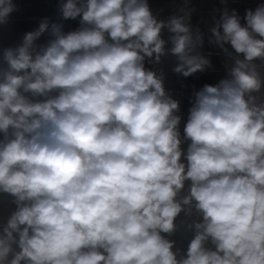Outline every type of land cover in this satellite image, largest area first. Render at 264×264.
<instances>
[{"label":"clouds","instance_id":"9594fccd","mask_svg":"<svg viewBox=\"0 0 264 264\" xmlns=\"http://www.w3.org/2000/svg\"><path fill=\"white\" fill-rule=\"evenodd\" d=\"M230 2L186 118L157 65L212 69L192 0H58L0 46V264H264V0Z\"/></svg>","mask_w":264,"mask_h":264},{"label":"crops","instance_id":"0c3cea01","mask_svg":"<svg viewBox=\"0 0 264 264\" xmlns=\"http://www.w3.org/2000/svg\"><path fill=\"white\" fill-rule=\"evenodd\" d=\"M20 7V11L14 13L10 24L0 29V46H11L19 43L23 33L33 30L44 17L55 18L58 11V0H16ZM149 3L155 13L161 18H167L173 14L180 6L182 0H149ZM257 0H235L230 2L229 7L237 8L243 15L245 8H254ZM192 6L195 8L192 23L200 24L201 29L205 33V44L203 51L211 53L212 69L206 70L204 73H198L192 77L183 78L172 72L174 59L167 57L163 59V63L157 65L162 68L166 75V86L172 90L175 98L182 102V110L187 114L188 97L191 95L193 88H200L205 83L214 84L221 78V72L218 63L213 59L214 54H218L219 50L208 43L210 33L208 29L213 24V16L218 18L219 13L214 9H220L223 5L220 0H192ZM66 29H72L78 26L76 21H68ZM179 239V237H175Z\"/></svg>","mask_w":264,"mask_h":264},{"label":"built area","instance_id":"2783aa9c","mask_svg":"<svg viewBox=\"0 0 264 264\" xmlns=\"http://www.w3.org/2000/svg\"><path fill=\"white\" fill-rule=\"evenodd\" d=\"M213 59L218 63L219 68H220V72H221V77H223L225 75V71L223 68V60H224L223 55L222 54H214Z\"/></svg>","mask_w":264,"mask_h":264}]
</instances>
